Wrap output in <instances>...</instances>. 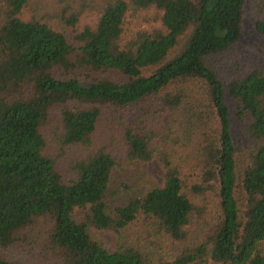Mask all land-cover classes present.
Segmentation results:
<instances>
[{"label": "trees", "instance_id": "1", "mask_svg": "<svg viewBox=\"0 0 264 264\" xmlns=\"http://www.w3.org/2000/svg\"><path fill=\"white\" fill-rule=\"evenodd\" d=\"M246 13L264 40V0H0V264H264V45L238 56ZM153 159L162 185L111 205L123 167Z\"/></svg>", "mask_w": 264, "mask_h": 264}, {"label": "rangeland", "instance_id": "2", "mask_svg": "<svg viewBox=\"0 0 264 264\" xmlns=\"http://www.w3.org/2000/svg\"><path fill=\"white\" fill-rule=\"evenodd\" d=\"M47 1L48 0H43ZM96 16L93 14H84L78 26L77 30L81 29L84 25H93L95 23ZM156 19L155 13L152 11L139 12L134 16H127L125 21L126 32H133L140 28H147L149 25L154 23ZM253 19L248 13L245 14L243 20V33L240 42L237 45V54L241 59L253 58L256 56L253 47L255 44L264 45V40L260 39L253 30L252 27ZM68 32L66 36L68 37ZM218 70L224 73L225 68H229L219 61H213ZM236 132L238 129L236 128ZM162 169L158 162L153 159L147 163H128L123 169L117 174L115 181L112 183L109 189V195L111 194V205H120L127 197L139 196L144 189L150 186H161L162 185ZM81 211L76 209L74 211V217L79 220ZM131 231L138 229L137 226H131ZM89 235L95 241L104 244L109 252H113L119 247V239L117 235L109 231H101L95 229H89ZM129 238V236H128ZM128 243V241H125ZM206 264H217L211 261H207Z\"/></svg>", "mask_w": 264, "mask_h": 264}]
</instances>
